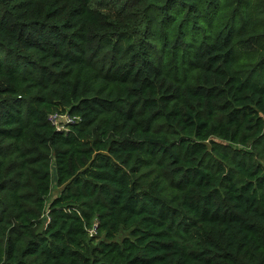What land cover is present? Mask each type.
Wrapping results in <instances>:
<instances>
[{"label":"trees","instance_id":"16d2710c","mask_svg":"<svg viewBox=\"0 0 264 264\" xmlns=\"http://www.w3.org/2000/svg\"><path fill=\"white\" fill-rule=\"evenodd\" d=\"M0 264H264V0H0Z\"/></svg>","mask_w":264,"mask_h":264},{"label":"built area","instance_id":"2783aa9c","mask_svg":"<svg viewBox=\"0 0 264 264\" xmlns=\"http://www.w3.org/2000/svg\"><path fill=\"white\" fill-rule=\"evenodd\" d=\"M48 120L58 131L66 132L72 124L79 123L81 118L72 117L68 113H53L49 115ZM96 227L97 224L89 230L90 234L96 233Z\"/></svg>","mask_w":264,"mask_h":264},{"label":"rangeland","instance_id":"374dc122","mask_svg":"<svg viewBox=\"0 0 264 264\" xmlns=\"http://www.w3.org/2000/svg\"><path fill=\"white\" fill-rule=\"evenodd\" d=\"M60 191H61L60 189H58L57 187H55V188L53 189V191H52L51 198H53L54 196L59 195Z\"/></svg>","mask_w":264,"mask_h":264}]
</instances>
